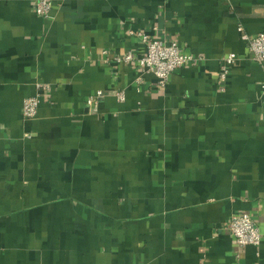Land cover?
<instances>
[{"label": "crops", "instance_id": "obj_1", "mask_svg": "<svg viewBox=\"0 0 264 264\" xmlns=\"http://www.w3.org/2000/svg\"><path fill=\"white\" fill-rule=\"evenodd\" d=\"M50 1L0 0V264H264V0ZM137 31L194 60L161 87Z\"/></svg>", "mask_w": 264, "mask_h": 264}, {"label": "built area", "instance_id": "obj_2", "mask_svg": "<svg viewBox=\"0 0 264 264\" xmlns=\"http://www.w3.org/2000/svg\"><path fill=\"white\" fill-rule=\"evenodd\" d=\"M52 1L38 0L37 13L49 17L51 16ZM242 37L247 42L252 59L264 66V31L256 35H251L240 27ZM137 35L147 44L146 52L136 60L144 72H151L156 76L157 83L166 88L172 73L180 67H183L194 60V55L185 52L176 42L168 41L162 38L149 39L148 34L143 31H137ZM119 61H133L135 56L133 52H128L124 56H118ZM236 63L234 53L226 56L222 64L221 76L225 79L230 71V66ZM40 92L36 95L28 96L23 102V115L27 118H33L37 115L41 103L42 92L48 90V85L40 84ZM104 95L103 91L88 99L89 105H96L99 99ZM122 98L124 95L119 94ZM229 231L233 234L236 242L240 246L259 245L263 234L260 226L254 216L249 212H239L234 214L227 223Z\"/></svg>", "mask_w": 264, "mask_h": 264}]
</instances>
